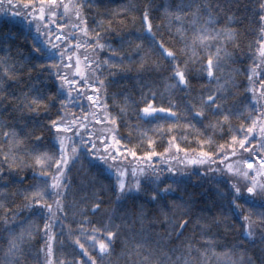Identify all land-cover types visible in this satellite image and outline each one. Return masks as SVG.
Listing matches in <instances>:
<instances>
[{"label": "snow or ice", "instance_id": "6c2138e0", "mask_svg": "<svg viewBox=\"0 0 264 264\" xmlns=\"http://www.w3.org/2000/svg\"><path fill=\"white\" fill-rule=\"evenodd\" d=\"M95 2L0 0V11L19 17L27 29L22 30L21 35L26 41L29 37L32 41L26 56L19 48L13 54L10 47L4 49L5 54L0 56V82L7 85L0 86V107L11 105L29 117L22 127L0 123V188L29 185L23 191L17 190L16 194L23 201L21 207L0 203V227L7 233L6 264H26L29 248L36 236L43 240V247L39 249L44 256L42 264H53L52 242L57 227L60 235L72 238L71 246L78 252L57 259L55 264H112L115 244L121 240L122 234L126 230L135 231L131 226L137 222L143 224L142 206L138 220H133L122 207L109 213L102 208L105 201L95 191L91 197H82L80 201L73 198L69 203L72 196L67 175L71 171L69 165L75 167L82 158H87L100 174L111 173L115 178L111 182V192L117 205H123L135 196L146 195L149 203L160 206L159 211L172 232L179 229L176 233L178 239L186 231L196 229L202 236H207L212 225L221 223L215 216L209 220L200 215L203 209L195 207L196 201H183L179 205L168 203V197L175 191L173 185L181 184L184 179L182 171L180 178L176 177L171 160L178 165H206V171L199 173L201 178L206 179L208 173H216L218 175L212 178L227 187L226 193L218 189L221 198L227 201L226 206H219L221 215L241 217L244 221L241 235L255 244L258 233L260 242L264 244V83H261L258 95L255 88L249 89L252 95L248 97L247 105L242 107L243 101L241 104H229L231 93L225 94L227 81L221 84L216 75L222 60L221 48L216 44L220 43V36L231 38V31H210L200 24L202 6L198 0H191L165 9V26L170 31L175 30L182 45L169 46L159 35L161 25H156L154 30L153 7L151 0H147L138 9L141 30L134 33L135 40H127L128 49L125 50L123 45L115 47L107 38V29L102 23L89 28L83 10L90 9ZM259 8L260 38L257 47L264 61V0H260ZM204 11L207 12V8ZM100 53H106V57L101 59ZM229 55L224 53L225 57ZM132 70L157 77L168 73L164 76L165 82L170 80L174 83H166L168 94L164 95L155 87V82H144L140 101L123 96L117 104L116 95L108 94L114 81L107 80V77L114 78L118 73ZM251 72L248 76L250 82L255 69ZM197 78L214 82L216 88L201 94L193 103L190 95L192 81ZM25 82L27 90L17 94L13 84ZM232 87H236L234 81ZM143 89L148 90L147 95ZM177 92L184 94L181 97L183 103L173 102L172 97ZM109 100L119 108L115 115L110 110ZM165 101L167 106H164ZM72 108H77L79 113L71 111ZM129 111L137 120L147 123L170 119L169 132L172 128H180L181 121H184L185 130H194V121L203 124L210 116L208 129L226 134L229 137L227 147L217 144L211 151L201 150L192 159H188L187 150H184L183 158L174 155L169 159L167 154L176 136H171L169 148L158 153L153 147V139L148 136L152 129H148L140 133L147 150L138 157L135 150L122 144L128 137L119 132L121 124L139 131L137 126H131L125 120ZM233 120L239 123L233 125ZM156 131L163 134L160 125ZM198 143L203 149L213 141L206 137ZM175 149L177 154L181 151L179 144H175ZM257 159L260 163L254 169L253 162ZM141 160L143 165L139 163ZM93 161L98 163L93 165ZM156 163L168 165L166 170L172 173L171 184L161 179L163 169L158 170ZM26 168L34 169L27 177L21 175ZM219 174L235 182L225 181ZM88 183L95 187L94 180ZM242 188L246 189V196ZM240 200L244 203L241 204ZM177 210L180 212L179 220L175 217ZM23 211L28 215L17 222ZM69 211L81 217L75 221V230L64 223L69 219ZM90 215L100 218L90 219ZM172 232L166 234L171 236ZM211 248L212 244L207 241L200 247L186 241L184 252L174 259L176 249H172L173 255H169L159 240L146 238L142 230L140 239L129 249V254L136 257L132 264H194L190 259L194 253L201 264H208L207 252ZM246 254L243 241L224 253L228 257L227 264H255L253 258ZM212 255L216 256V253Z\"/></svg>", "mask_w": 264, "mask_h": 264}, {"label": "trees", "instance_id": "16d2710c", "mask_svg": "<svg viewBox=\"0 0 264 264\" xmlns=\"http://www.w3.org/2000/svg\"><path fill=\"white\" fill-rule=\"evenodd\" d=\"M68 0H65L67 3ZM73 3L82 2V0H72ZM147 0H96L90 9L83 10V15L87 18L89 28H95L97 23H102L107 29V38L113 43L115 47L123 45L125 50L128 49L127 40H135L134 33L141 30L140 23V11L139 8L143 7ZM191 0H151L153 11L151 13L153 17L154 30L156 25H161L160 37H162L169 46L181 47L182 45L178 41L175 30H169L165 25L166 21L163 19L165 9L172 8L175 4L189 3ZM201 4L200 21L199 23L208 27L211 31L216 30H229L232 33L231 38L224 36L219 37V44L216 47L221 48V67L216 71V75L220 78V83L224 84L227 81V88L225 94L231 93L229 97V104H241L242 107L248 104V97L252 95L249 91L250 88H255L257 95L260 92L261 83H264V61L259 56V50L257 47V41L260 38V29L257 23L258 13L260 11L259 3L260 0H198ZM207 8V12L204 9ZM211 20L212 23H207ZM27 31L24 22L19 17H14L11 13L5 14L0 11V56L5 54L4 49L11 48L13 54L16 53L17 48L26 56L29 52L31 45V38L27 41L24 36L21 35V31ZM35 34V33H33ZM191 33L189 32V35ZM123 38V39H122ZM215 43V42H213ZM230 54L225 57L224 53ZM100 58L104 59L106 53H100ZM203 55V53H201ZM163 63V62H162ZM259 65V66H258ZM255 69V75L250 82L248 76L252 74L251 70ZM107 76V70L105 71ZM168 73H163L157 77L155 74L148 72H137L135 70L118 73L114 78L108 76L107 80H113L112 86L108 89V94H113L117 97V104L120 102L123 96H130L137 101L141 100V90L143 83L147 82L152 84L155 82V87L164 95H167L166 83L171 84L174 81L165 82L164 76ZM235 82L236 87H232V82ZM107 82V81H106ZM0 86L6 87L4 82H0ZM193 91L191 97L193 103L199 98L201 94H207L209 89H215L216 84L210 83L209 80L203 78H197L192 81ZM13 89L17 91V94L21 90H27V84L20 83L19 85L13 84ZM12 90V89H10ZM145 95H147V89H143ZM183 93L177 92L173 98L174 103H183L181 97ZM159 103V101H158ZM110 110L113 114H117L119 108L113 104L112 100L108 101ZM122 106V105H121ZM141 106L143 104L141 103ZM164 106H167L165 101ZM79 113L77 108L70 109ZM28 114L21 113L9 105L7 107H0V123L4 125L14 126L19 125L22 127L28 122ZM212 117L203 121V124L193 122L195 124L194 130H185L183 128L184 121H181L180 128H172L169 132V124L171 120H159L152 123H147L142 120H137L131 111L125 116V120L131 126H137L139 131H136L134 127H124L121 124L120 135L128 137L122 141L123 145L132 148L137 152L138 157L147 150L146 142H142L141 132L148 131L153 141V147L158 153H163L166 148H169V140L171 136H176V140L173 142L171 151L167 154L168 157L179 155L181 158L184 157L187 150L188 159L194 158L201 150L211 151L217 144H223L227 147L226 141L228 136L222 134L219 131H212L208 129L209 120ZM239 123L233 120V125ZM157 125H160L163 129V134L156 131ZM19 131V127L16 129ZM199 133V134H197ZM186 137V138H185ZM206 137H211L213 144L204 145L203 149L198 141L204 140ZM175 144H179L181 151L177 154ZM247 154H245V158ZM131 159V158H129ZM235 159V158H233ZM142 160L139 162L141 164ZM155 162V158H154ZM98 162L93 161V165ZM257 163V161H256ZM171 164L176 167V177L180 178L181 171L183 172V182L179 185H173L175 191L168 197V203L181 204L183 201H196L195 207L197 209H203V212L199 213L207 217L209 220L215 216L221 221L219 226L212 225L207 236H202L199 229L195 231L189 230L184 233L182 237L177 238V232H172V228L167 224L166 218L162 217L159 208L160 206L154 205L148 202L146 195H138L133 199H129L127 203L123 205H117L115 197L111 192V182L114 181V177L111 173L100 174L97 167H93L89 164L87 158H82L80 163L76 164L75 167L69 165L71 171L67 174L68 179L72 188V196L69 198V203L74 198L80 201L82 197H91L92 192L95 191L105 201L102 204V208L107 210L109 213L112 209L122 207L125 209L133 220H138L140 210L142 206L143 224L137 222L131 227L135 231L126 230L121 240L115 244V252L111 257L112 264H132V261L136 259L135 256L129 254V249L138 239H140V233L143 230L146 238H152L153 240H159L164 250L169 255H173L172 249H176L175 256L181 255L184 252V244L186 241L194 242L196 247H200L201 244L210 242L212 248L207 252L208 264H227V259L224 255L233 248L237 243L243 241L244 246L247 249V256H250L255 261V264H262L264 262V244L260 242L259 234H256V243H250L241 234L243 232L244 221L241 217L233 214L221 215V204L227 205V201L223 200L219 195V191L227 192V187L224 183H218L217 180L213 179V176L218 174L208 173L206 179H202L199 175L200 172L206 171V165H192L188 168L185 165H178L176 161H171ZM160 165V163H156ZM257 165V164H256ZM33 168H26L21 175L30 176ZM225 181H231L229 177L223 176ZM109 177V178H106ZM172 173L161 178L171 184ZM94 180L95 187L93 188L88 181ZM103 186V188L101 187ZM29 185H14L9 188H0V197L7 196L8 199H0V203H4L10 207H21L22 197L17 193V190L23 191L28 188ZM242 193L246 196V189L242 188ZM259 203V198L257 197ZM15 201L11 204L10 201ZM241 204L243 200L239 201ZM83 206V205H82ZM247 207V206H246ZM124 215V212L120 213ZM26 211L22 212L21 216L17 217V222L27 216ZM103 215V213L101 214ZM177 220L180 218V212H175ZM90 219H99L100 217L89 216ZM170 218V217H169ZM35 219V218H34ZM81 219L79 215H73L72 211H69V219L64 223L70 225L73 230L77 228L75 221ZM106 219V217H105ZM163 221V222H161ZM39 223V220L35 221ZM11 223V222H10ZM119 223V221H117ZM67 232V228H65ZM166 232H172L171 236H168ZM55 239L52 242V260L53 264L57 259L67 258L69 253L76 254L78 249H74L71 246V239L67 235H60V228L54 229ZM7 233L3 231V227H0V264H6L5 250L7 248L6 238ZM82 242H84L82 240ZM43 247V240L39 236H36L32 241L27 255L26 264H42L44 261L43 253L39 252V249ZM85 247L88 244L85 243ZM91 251V250H90ZM203 251V249H202ZM216 253L213 256L212 253ZM80 257L77 256V259ZM194 261V264H201L200 258L194 253L190 257Z\"/></svg>", "mask_w": 264, "mask_h": 264}, {"label": "rangeland", "instance_id": "374dc122", "mask_svg": "<svg viewBox=\"0 0 264 264\" xmlns=\"http://www.w3.org/2000/svg\"><path fill=\"white\" fill-rule=\"evenodd\" d=\"M171 157H172V156H170L169 159H171ZM171 161H174V160H171ZM256 161H257V163H256ZM259 163H260V162H259L258 159L255 160V161L253 162V168L256 169V168L259 166ZM256 164H257V165H256ZM140 165H143V161L141 162ZM132 166H136V165L133 164ZM186 166H187L188 168L192 167L191 164L186 165ZM156 167H157L158 170H159V169H163V171L161 172V178H162V177H163V178H166V176L170 174V173L166 170L167 167H168V165H166V164H160V165H158V166L156 165ZM172 167H173V170L178 171V170L176 169L175 166L172 165Z\"/></svg>", "mask_w": 264, "mask_h": 264}]
</instances>
